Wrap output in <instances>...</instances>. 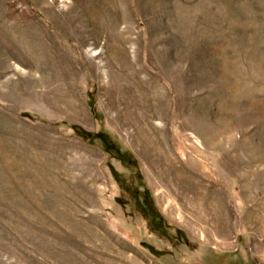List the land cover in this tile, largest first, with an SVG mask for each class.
<instances>
[{
	"label": "rangeland",
	"instance_id": "1",
	"mask_svg": "<svg viewBox=\"0 0 264 264\" xmlns=\"http://www.w3.org/2000/svg\"><path fill=\"white\" fill-rule=\"evenodd\" d=\"M0 264H264V0H0Z\"/></svg>",
	"mask_w": 264,
	"mask_h": 264
}]
</instances>
